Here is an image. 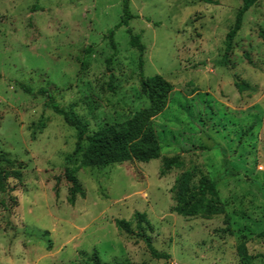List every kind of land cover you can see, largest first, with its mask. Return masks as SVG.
Listing matches in <instances>:
<instances>
[{
  "label": "rangeland",
  "instance_id": "1",
  "mask_svg": "<svg viewBox=\"0 0 264 264\" xmlns=\"http://www.w3.org/2000/svg\"><path fill=\"white\" fill-rule=\"evenodd\" d=\"M129 3L136 18L116 31L109 64L106 36L121 21L123 0H0V153L22 167V179L11 177L0 191V264H86L95 250L101 264H242L240 244L253 264H264L257 237L264 231V0L245 14L225 67L217 61L240 0ZM128 30L145 46L143 69ZM141 73L173 86L154 119L161 158L147 164L67 165L75 129L47 98L18 85L48 89L93 134L149 106ZM178 155L184 167L162 175L163 158ZM67 167L84 193L74 206ZM187 171L193 185L202 176L219 181L225 214L173 212L176 181ZM136 213L146 214L144 233L169 261L117 230L115 220H126L137 233Z\"/></svg>",
  "mask_w": 264,
  "mask_h": 264
},
{
  "label": "trees",
  "instance_id": "2",
  "mask_svg": "<svg viewBox=\"0 0 264 264\" xmlns=\"http://www.w3.org/2000/svg\"><path fill=\"white\" fill-rule=\"evenodd\" d=\"M206 4L218 5L219 0H195ZM242 7L238 10L233 27L226 35L225 49L222 59L217 61L218 66L225 67L228 64L233 49V42L243 25L245 14L250 11L258 2V0H240ZM136 17L131 13L129 0H123V15L120 23L107 34L114 50V54L108 63L110 64L114 56L117 54V46L114 40L115 33L122 27H128L131 20ZM130 35V46L140 53L139 66L144 67L145 46L141 42L140 35H134L131 30L127 31ZM92 49L84 51V54L90 55ZM78 61L84 65L83 58ZM140 88L143 94L148 97L149 106L135 114L130 120L106 126L105 128L89 133L88 127L75 114L62 109L56 102L53 95L48 89L42 88L35 92L32 88L19 83V87L25 94L32 97L42 96L47 98L48 104L53 112L65 120L66 124L74 128L76 131L75 150L71 155L66 157L67 165L77 162L79 169L106 168L116 164L127 162L149 163L153 160L161 158V143L155 129L154 119L164 112L169 103L170 94L173 92V86L157 75L150 78L143 77L140 74ZM240 92L248 88L247 85L237 84ZM162 175L174 169H181L184 163L181 157H165L162 160ZM21 163L16 159H12L8 153H0V191L5 192L6 182L11 177L16 180L22 179ZM65 178L71 184L70 205L74 206L76 195L84 197L81 186L78 184L75 171L66 168ZM194 174L190 171L183 173L176 181L174 187L175 207L173 212L178 216L185 218L201 217L210 219L214 216L225 214V207L221 202L218 192V180L210 179L202 176L197 185H193ZM137 223L136 233L132 228V223L126 220H115V226L119 232L129 236H137L146 245L150 255L158 260L169 261L171 256L167 253H161L153 246V242L149 236L144 233L143 224L147 223L146 214H135ZM228 228L225 232L232 234L229 221H226ZM258 238L264 239V231L257 235ZM238 253L241 257L242 264H253V257L248 254L245 244L238 246ZM86 264H101L99 253L95 250L91 257L87 259Z\"/></svg>",
  "mask_w": 264,
  "mask_h": 264
}]
</instances>
